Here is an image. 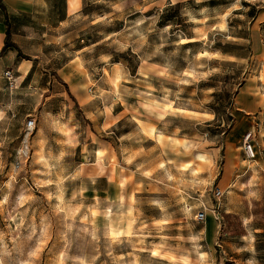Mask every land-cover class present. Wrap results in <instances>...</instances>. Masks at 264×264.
Here are the masks:
<instances>
[{"label": "rangeland", "instance_id": "1", "mask_svg": "<svg viewBox=\"0 0 264 264\" xmlns=\"http://www.w3.org/2000/svg\"><path fill=\"white\" fill-rule=\"evenodd\" d=\"M88 3L0 77V264H264V0Z\"/></svg>", "mask_w": 264, "mask_h": 264}, {"label": "crops", "instance_id": "2", "mask_svg": "<svg viewBox=\"0 0 264 264\" xmlns=\"http://www.w3.org/2000/svg\"><path fill=\"white\" fill-rule=\"evenodd\" d=\"M90 4L88 0H0V77H4L5 70L16 72L17 79L31 75L35 71V58L38 56L30 55L24 50V43L27 42L25 40L31 36L29 31L57 29L70 15L89 13L90 10L87 7ZM56 14L63 15V17L56 19ZM6 19L9 23L11 42L23 55L30 56L29 59L19 56L18 51L13 47H8L1 53L5 42ZM45 35L42 32V38ZM79 62L78 59L71 58L60 70L81 74ZM59 77L64 78L62 75Z\"/></svg>", "mask_w": 264, "mask_h": 264}, {"label": "built area", "instance_id": "3", "mask_svg": "<svg viewBox=\"0 0 264 264\" xmlns=\"http://www.w3.org/2000/svg\"><path fill=\"white\" fill-rule=\"evenodd\" d=\"M3 76L8 81L9 86L11 88H14L15 78L13 77V73L11 72V70H5L3 73ZM32 128H33V120H28L27 121V129L31 130ZM248 136H250V135H248ZM247 153H249L250 156H253V149H252V146L249 142L247 143ZM220 195H221V191L219 189H217L215 191V196L220 197ZM205 213L206 212L204 209L199 210L195 215L196 220L197 221L204 220L205 219Z\"/></svg>", "mask_w": 264, "mask_h": 264}, {"label": "trees", "instance_id": "4", "mask_svg": "<svg viewBox=\"0 0 264 264\" xmlns=\"http://www.w3.org/2000/svg\"><path fill=\"white\" fill-rule=\"evenodd\" d=\"M5 24L7 26L6 28V31H5V42H4V46L2 47L1 49V53L4 52L8 47H13L15 48L17 51H18V55L21 56L22 58H25V59H29V57L23 55L19 49L17 48V46L11 42L10 40V31H9V23L7 21V19L5 20ZM57 78L63 83V85L67 86L66 83L64 81H62L58 76Z\"/></svg>", "mask_w": 264, "mask_h": 264}, {"label": "bare ground", "instance_id": "5", "mask_svg": "<svg viewBox=\"0 0 264 264\" xmlns=\"http://www.w3.org/2000/svg\"><path fill=\"white\" fill-rule=\"evenodd\" d=\"M205 218H206V213H205Z\"/></svg>", "mask_w": 264, "mask_h": 264}]
</instances>
